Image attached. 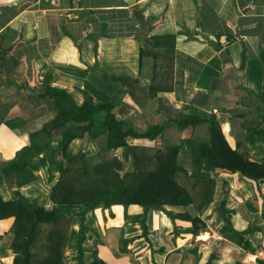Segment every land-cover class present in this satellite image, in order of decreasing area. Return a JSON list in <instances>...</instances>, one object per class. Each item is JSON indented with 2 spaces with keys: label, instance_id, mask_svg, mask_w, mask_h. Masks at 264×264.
Segmentation results:
<instances>
[{
  "label": "crops",
  "instance_id": "0c3cea01",
  "mask_svg": "<svg viewBox=\"0 0 264 264\" xmlns=\"http://www.w3.org/2000/svg\"><path fill=\"white\" fill-rule=\"evenodd\" d=\"M130 1L0 0V196L5 203L18 196L17 189L29 199L47 196L52 180L57 181L59 175L47 180L45 168L57 170L51 163L60 160L67 163L69 156L80 150L88 153V149L92 150L88 146L90 143L95 149L89 152L98 151L94 140L81 131L70 142L63 157L64 144L75 129L70 123L66 132L55 130L49 156L41 152L31 158L34 168L17 173L15 181L4 175L7 161L31 143L34 132L55 117L53 100L42 94L46 89L43 81L50 74L53 76L47 83L48 91L50 88L64 89L78 105L87 99L95 104L112 102L117 117L128 120L138 131H145L151 123L180 119L191 105L202 112L215 113L222 129L230 130L225 133L229 144L235 146L238 142L249 151L251 145L256 146L258 154L264 156V121L258 116L264 114V0ZM257 86L260 88L256 93ZM250 93H253L250 102L257 104V98H262L263 112L250 109L251 104L241 105L242 117H246L241 119L243 129L238 130L231 120L232 115L225 109H230ZM196 129L197 126H188L178 132L170 127L153 139L162 140L155 145L150 144L152 139L148 138H130L128 141L140 146L138 150L152 148L151 153L179 145L182 165L189 169L191 146L187 140L196 137ZM199 137L205 138L204 130L201 129ZM95 140L101 149V137ZM118 151L124 156L122 148ZM57 154L59 158H56ZM218 171L216 168L208 171L205 178H214ZM234 180L233 177L232 182ZM240 180L247 181L249 189L252 184L251 193L254 190L257 193L254 183L238 177ZM223 181L228 191L224 196L220 190L214 192V203H210L205 211L213 209L216 215L212 222H205V232L200 236L186 234L184 231L191 225L173 220L170 214L189 210L199 216L195 207L198 208L201 202L197 201L187 209L166 207L158 216L154 212L149 227L157 230L161 244L165 242V234L167 245L153 252L145 247L142 255L150 263L168 264L171 260L182 264L191 257L199 260L198 249L203 243L212 248L214 254L210 259L216 260L217 264H230L234 254L239 257V264H256L260 257L264 259V220L261 218L264 202L260 207L247 204L242 215L248 222L245 228L254 230L245 236L253 253L245 250L243 245L239 246L232 234L228 238L236 240L237 246L225 241L220 243L219 238L213 236L212 229L217 225L223 229L227 224L232 227L233 221L242 222L227 217H232L236 211L233 206L237 204V192L231 190L229 178H218L217 185ZM260 184L264 187V180ZM221 197L225 200V216L216 202ZM47 207L51 205L47 204ZM111 209L125 210L120 205ZM248 210L252 214H248ZM97 216L94 225L99 229ZM13 220L0 215V264H14L16 259L14 237L10 232L8 235L7 230ZM136 225L137 228L126 229L137 230L140 226L137 222ZM112 226L117 224L112 223ZM123 227H112L104 264H129L124 260L111 261L109 257L115 252L109 251L110 246L118 251L125 239ZM97 234L101 240L100 229ZM139 234L141 231L126 234L125 241L134 239L128 248L141 247ZM89 246L91 249V240L84 244L83 259L87 258ZM34 247L31 254L36 258L47 254ZM224 253L231 254L229 260Z\"/></svg>",
  "mask_w": 264,
  "mask_h": 264
},
{
  "label": "trees",
  "instance_id": "16d2710c",
  "mask_svg": "<svg viewBox=\"0 0 264 264\" xmlns=\"http://www.w3.org/2000/svg\"><path fill=\"white\" fill-rule=\"evenodd\" d=\"M52 76L50 74L44 79L46 89L42 94L53 100L55 117L42 129L34 132L31 135V143L18 150L17 154L7 161L4 175L14 180L17 173L26 171L29 167L34 168L31 158L41 152L49 156L52 141L56 137L55 130L66 132L70 123L75 125V129L64 144L63 157L70 142L76 138L77 132L81 131L87 133L91 140L103 138L105 147L97 151L101 159L96 162L88 157L87 151L80 150L71 154L67 163L64 160L51 163V166L59 170V176L57 181L52 180L47 196L29 199L21 195L19 189L18 196L11 202L5 203L0 196L1 217L14 219V229L9 231L14 237L13 248L16 250L14 264H64L62 256L68 249L75 254L73 261L82 264L86 250L84 244L93 241L95 237L99 240L97 230L94 229V211L110 209L117 205L126 209L138 206L142 210V218L132 221L137 222L142 229L140 238L149 241L146 237L149 235V222L153 212L164 211L166 207L187 209L197 201L201 202L199 207L195 208L199 216L195 217L189 210L176 215L170 214L173 220L191 225V228L184 231L186 234L200 236L206 229L200 215L210 203H214V192L220 190L224 196L228 191L225 181L217 185L219 173L237 175L252 181L257 193H260L259 182L264 180V156L252 155L245 145L238 142L235 146L229 144L215 113L202 112L191 105L180 119H169L162 123V126L151 123L145 131H138L128 120L117 117L114 112L115 104L112 102L95 104L87 99L82 105H78L64 89L50 88L48 91L47 87L50 86H47V83ZM246 98L235 102L230 109H225L232 115L231 120L237 119V116L241 119L246 117H242L244 112H241L243 109L240 107L250 105ZM236 104L239 106L236 107ZM258 116L264 121V114L260 113ZM200 123L206 125L205 138L192 137L187 140L191 146L189 169L178 163L181 148L179 145L169 146L165 151L159 148L155 153H151L149 151L152 148L138 150V146L128 141L130 138L153 140L170 127L180 132L188 126L196 127ZM120 148L125 149L123 154L126 160L132 155L131 167L135 166L138 170L125 171L118 159L106 158L108 153ZM214 168L219 169V173L216 172L214 178H205L207 172ZM47 200L49 203H46ZM224 201L222 197L216 201L223 216L226 214ZM47 204H50L51 208H46ZM62 210H65L64 215ZM65 216L68 217L67 220ZM261 218L264 220V204ZM75 227H79V230L76 231ZM225 229L236 237L239 246L243 245L248 252H254L245 238L254 230L246 229L239 233L233 231L231 226ZM39 231L48 235V254L38 258V262L35 255L31 254V248L38 244L36 236ZM133 240L123 239L121 247L126 250ZM53 251L60 255L59 259L50 257ZM95 254L96 252L93 253L94 259ZM257 263L263 264L260 261Z\"/></svg>",
  "mask_w": 264,
  "mask_h": 264
},
{
  "label": "rangeland",
  "instance_id": "374dc122",
  "mask_svg": "<svg viewBox=\"0 0 264 264\" xmlns=\"http://www.w3.org/2000/svg\"><path fill=\"white\" fill-rule=\"evenodd\" d=\"M170 83H172V82H170ZM259 88H260L259 86H257L255 88V92L256 93L259 91ZM263 90H262V93H263ZM168 94H169V97H171L170 93H167V95ZM252 94L253 93L248 94V97L246 98V102L249 103L251 101L250 98H252ZM257 101H258L257 104H255L254 102H250V104H251L250 109H252L254 111L263 112V108H262V104H261L262 98H257ZM255 106H256V108H255ZM255 109H257V110H255ZM236 118L237 119L233 120L235 128H237L238 130L239 129H243L242 128V123H241V118H239V116H237ZM240 123H241V126H240ZM158 124L160 126H162V123H158ZM230 124H231V122H230ZM205 126L206 125L203 124V123H200L197 126L196 138L200 136L201 129L205 130ZM154 130L157 131V132H160V130H158V129H154ZM223 132L224 133H229L230 130H228V129L224 130L223 129ZM196 138H193V139L196 140ZM97 143L98 142L96 140H94V145L97 146V149L99 150L100 147L98 146ZM100 143H101V149H103L105 147L104 144H103V138H102V141ZM158 143H162V140H160V141L150 140V144H152V145H155V144H158ZM88 146H89L90 149H92V150L88 149V153H89L88 157L89 158L91 157L94 162L100 160L101 157L97 155V151L95 153L94 152H89V151H94L95 148L93 147V144L90 143ZM88 146H86V148ZM132 147H134V146H132ZM138 148H140V146H138ZM122 150H123V152H125L124 148ZM250 150H251V154L252 155H254L256 157L260 156V154H258L259 153L258 147L251 145L250 146ZM120 151L117 150V151H114V152H111V153L107 152L108 155H106V158L107 159H110V158L118 159L123 164V167H124L125 171L138 170V168L135 167V166L131 167V166H133L132 165V162H133L132 161V155L130 154L129 160H126L125 156H122V153ZM104 152H105V150H103V152H102L103 155H104ZM59 157H60V155L57 154L56 158H59ZM178 163L182 164L181 156L178 157ZM187 169H188V167H187ZM45 175L47 177V180H49L50 176L54 177V175L55 176L59 175V170H52L51 167H47V168H45ZM219 177L229 178L231 182H232L233 177L235 178V180L231 183V190L237 192V195L235 196V201H236L237 204L235 206H233V208H235L234 210H236V211L233 212V214H231L232 217H229L228 215H227V217L230 218L232 221H233V219H236V218L242 221V222H237V223L233 221L232 222V227L233 228L231 227L232 229L241 232L242 230H245L247 228V227L245 228V226L248 223L247 219H245L242 216L243 212H244V210L246 208V205L247 204L248 205L251 204L254 207H256V206L260 207L261 204L264 202V187H263V184H260V186H261L260 187V193L257 194L255 190L251 193L252 188H253L252 184H251V189H249L247 186L250 185V184L247 181H244V180L238 181V177L236 175H228V173H219ZM249 182L253 183L252 181H249ZM22 191H24V190L22 189ZM121 207H123V206L121 205ZM262 207H263V204H262ZM47 208H49V207H47ZM195 208H197V207H195ZM180 209H185V208H180ZM64 211L62 210L61 213H63ZM153 214H154V212H153ZM159 214H160V211L159 212H155L156 216H158ZM248 214H252V212L248 210ZM94 215H98L97 216L96 225L99 227V229L101 231V236H100L101 240L100 239L97 240L96 237H95L94 240L91 241V249H90V246H89L90 250L86 252L87 258L83 259L82 264H95V262H102V263L104 262L103 258H106L108 256V254H107L108 253L107 252L108 246L107 245H109V242H107V239H108L110 233H111V236H112V233H113L112 232V230H113L112 227H121V226L123 227L124 226L123 228L125 229L126 233H123L122 235H123V237L125 239H127L126 234L128 232H131V231H141V234H139V235L140 236L142 235V229L141 228H139L137 230L136 229L135 230L134 229L133 230L132 229H129V230L126 229V228H129V227L130 228H137V227H135L136 223L133 222L132 220H136V219H141L142 218V210L140 211L138 206H130L127 209L125 208V210L120 209V210H115V211H113L112 209L111 210L110 209H108V210L98 209V210L94 211ZM214 215H216V214H214L213 209H211L210 211L208 210V211L203 212V214L200 215V219H201V221L204 224H205V222L206 223H210V222L213 221ZM194 216L196 217V215H194ZM65 217H66V220H67L68 217L67 216H65ZM110 218H112V219H110ZM161 220H162V218H161ZM177 221H179V220H177ZM12 223H9L8 226H7L8 235H9V231L12 232V230L14 229V221H12ZM112 223H116L117 226H112ZM150 225H151V223H150ZM205 227H206V225H205ZM225 227L223 229H221L222 227L220 225H217L215 228L212 229L213 236L214 237H218L220 243L225 241V242H229L230 244H232L234 246H237L236 240H234V239L231 240V239L228 238V237H231V234L230 233H226L224 231ZM123 228L121 229L122 231H123ZM94 229L99 231V229L95 225H94ZM75 230L78 231L79 227H76ZM156 231L157 230H153V226H152L150 231H149V235H147V237H146L149 241H146L145 238H142L141 240H139L140 243H141V247H139L136 250H133V249H130V248H127L126 250H124L120 246L118 251H116L117 248H111V246H110L109 251H111V252L115 251L109 256L111 261L112 260H117V261L118 260H124L126 262H129V264H153L152 262L151 263L149 262V259L147 257L142 255L144 253L145 247H147V249H149V250H158V249H160V247H162V245L163 246L167 245L166 244L167 240H166L165 234L163 236L165 242H163L161 244L160 241L157 238ZM255 232H257V231H255ZM37 238H38V244L35 246V248L38 249V250H44L48 254V243L46 241V240H48V235L46 233H44V232H40L39 231V233L36 236V239ZM200 240L202 241L201 238H200ZM215 240H216V238L213 239L212 241H215ZM194 245H195V242H194ZM93 251L96 252V254H95L96 258L95 259L93 257ZM62 252H64V251H62ZM38 253L41 254V255H44V253L43 254L41 252H38ZM68 253H70V254L68 255ZM139 254L142 255L144 258L140 257V256L138 258H135V256H137ZM198 254L200 255V259L199 260H194V257H191V258H188L185 261H183L182 264H217L216 260L212 261L210 259V256H212L214 254V252L212 251V248L209 247V245H206L205 243L200 244L199 245V249H198ZM224 254L227 257V259L229 260V257L231 256V254H226V253H224ZM59 256L60 255L57 254L56 251H53V253L50 255L51 258H57V259H59L58 258ZM74 256H75V254L71 250H69V249L66 250L64 252V255L62 256V263H64V264H76V262H74L73 259H72ZM238 258L239 257L234 254L232 256V258H231V263L230 264H234V262H235V264H239V262H238L239 259ZM260 258H259V260L256 258L257 259L256 260V264H258L257 263L258 261H260V262H262L264 264V262H263L264 259L262 257H260ZM135 259H136V261H135ZM35 260H38V262H39L40 259L35 257ZM175 263L176 262L171 261V260L168 261V264H175Z\"/></svg>",
  "mask_w": 264,
  "mask_h": 264
},
{
  "label": "water",
  "instance_id": "95a60500",
  "mask_svg": "<svg viewBox=\"0 0 264 264\" xmlns=\"http://www.w3.org/2000/svg\"><path fill=\"white\" fill-rule=\"evenodd\" d=\"M132 1L129 0V3H131Z\"/></svg>",
  "mask_w": 264,
  "mask_h": 264
}]
</instances>
